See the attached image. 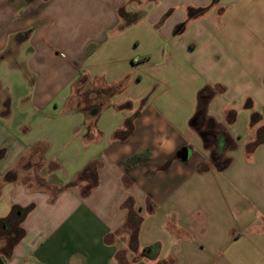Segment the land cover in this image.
Masks as SVG:
<instances>
[{"label":"crops","instance_id":"crops-1","mask_svg":"<svg viewBox=\"0 0 264 264\" xmlns=\"http://www.w3.org/2000/svg\"><path fill=\"white\" fill-rule=\"evenodd\" d=\"M1 220L0 264H264V0L0 5Z\"/></svg>","mask_w":264,"mask_h":264},{"label":"trees","instance_id":"trees-1","mask_svg":"<svg viewBox=\"0 0 264 264\" xmlns=\"http://www.w3.org/2000/svg\"><path fill=\"white\" fill-rule=\"evenodd\" d=\"M192 16V14H190ZM124 21H127V17H124ZM127 81L123 80L118 84L108 85L101 80L90 79L86 76L81 77L74 87V93L70 97L67 103L68 111L77 110L86 114L87 119V127L88 130H91L94 127V124L97 120L99 113L110 105L111 99L123 91L126 86ZM203 93V92H202ZM202 93H200V98L202 97ZM203 115V108L200 104L192 123L197 120V118ZM149 158L148 152H144L140 155H135L128 158L124 162L125 168L129 169L138 164L145 162ZM31 209V207H27L24 209L21 208H13L11 211V216L15 215V213L20 212V217L18 220H21L25 214ZM3 221L1 220L0 223ZM20 233L19 230L16 232Z\"/></svg>","mask_w":264,"mask_h":264},{"label":"rangeland","instance_id":"rangeland-1","mask_svg":"<svg viewBox=\"0 0 264 264\" xmlns=\"http://www.w3.org/2000/svg\"><path fill=\"white\" fill-rule=\"evenodd\" d=\"M37 0H0V5L2 7L5 6H11L13 9L17 8H24L30 6L32 3L36 2ZM41 2H44L46 0H39ZM17 62L14 59L11 60V63Z\"/></svg>","mask_w":264,"mask_h":264},{"label":"water","instance_id":"water-1","mask_svg":"<svg viewBox=\"0 0 264 264\" xmlns=\"http://www.w3.org/2000/svg\"><path fill=\"white\" fill-rule=\"evenodd\" d=\"M182 157H186L188 155L187 151H182V153H180Z\"/></svg>","mask_w":264,"mask_h":264}]
</instances>
